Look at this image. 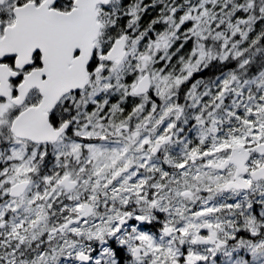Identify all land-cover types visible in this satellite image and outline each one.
<instances>
[{"label":"snow or ice","instance_id":"snow-or-ice-1","mask_svg":"<svg viewBox=\"0 0 264 264\" xmlns=\"http://www.w3.org/2000/svg\"><path fill=\"white\" fill-rule=\"evenodd\" d=\"M0 264H264V0H0Z\"/></svg>","mask_w":264,"mask_h":264}]
</instances>
